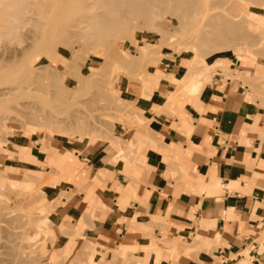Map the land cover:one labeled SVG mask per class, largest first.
I'll return each mask as SVG.
<instances>
[{"label": "rangeland", "instance_id": "374dc122", "mask_svg": "<svg viewBox=\"0 0 264 264\" xmlns=\"http://www.w3.org/2000/svg\"><path fill=\"white\" fill-rule=\"evenodd\" d=\"M174 1L153 0L156 7L151 23L164 33L135 28L127 30L125 35H109L101 43L89 37L64 39L45 29L47 23L53 24V19L46 9L40 10L42 5H53L57 21L62 9L75 11L69 16L63 15L59 21V30L71 29L81 15L86 14L82 9L93 5L88 0H29L34 6L27 11L28 21L12 31L6 21V11L11 8L3 10L0 94L8 93L7 97H0V264H109L107 255L99 254L98 260L96 242L84 239L82 221L77 224L75 235H70L82 239L81 251L66 255L69 247L64 254L60 246H56V238L68 234L57 227L54 213L64 205L63 199L70 200L86 191L76 182H71L68 189L62 188V192L48 190L47 186L54 187L63 180L62 172L51 164H41L42 168L38 169L28 167L24 162L34 158L26 146L43 153L50 146L60 154L74 147L85 149L84 154L96 147H110V153L117 156L115 163L121 160L127 165L137 163L141 152L138 139L146 132V127L135 103L124 100L127 96L124 91L133 94L142 91L145 76H149L152 67L162 65L164 59L174 65L175 58H181L185 73L178 88L190 95H195L203 83L230 80L236 87L249 86L247 96L249 93L264 96L261 75L264 71V0H208L200 5V10H213L211 13H219L217 15L234 25L235 30L225 43H216L217 32L211 34L210 29L207 34L197 32L195 23L180 28L177 15L183 11ZM117 9L125 14L123 5ZM38 29L49 37H42ZM27 47L31 49L21 55ZM5 64L9 66L4 68ZM241 71L246 72L255 85L243 78ZM252 72L256 74L253 76ZM154 77L160 79V73ZM92 186L99 189L93 202L103 205L99 198L106 185L93 181ZM87 199H90L89 192ZM199 241L196 239L190 251L178 252L179 255L199 252ZM183 242L190 244L187 239ZM159 245L172 252L166 241H160ZM129 250L121 247L125 256L118 254L111 264H116L120 258L124 264H136L137 251L127 255ZM216 260L217 264L226 261L222 256ZM240 264L251 262L245 260Z\"/></svg>", "mask_w": 264, "mask_h": 264}, {"label": "crops", "instance_id": "0c3cea01", "mask_svg": "<svg viewBox=\"0 0 264 264\" xmlns=\"http://www.w3.org/2000/svg\"><path fill=\"white\" fill-rule=\"evenodd\" d=\"M167 60L152 67L138 94L124 91L146 127L137 163H115L110 147L60 154L49 146L47 155L26 146L34 158L24 162L28 167L61 170L63 180L48 190L62 192L76 182L86 191L63 199L54 213L68 234L58 236L56 246L64 254L69 247L66 255L81 251L82 239L70 235L82 221L84 239L95 241L97 258L107 255L109 264L125 256L121 247L130 248L127 255L137 251L136 264H217L216 255L226 259L223 264H264V96H247L249 86L230 80L203 83L190 95L178 88L185 73L181 58L174 65ZM93 181L106 185L103 205L93 202L99 191L90 187ZM198 238L199 252L178 254L177 245Z\"/></svg>", "mask_w": 264, "mask_h": 264}, {"label": "bare ground", "instance_id": "6f19581e", "mask_svg": "<svg viewBox=\"0 0 264 264\" xmlns=\"http://www.w3.org/2000/svg\"><path fill=\"white\" fill-rule=\"evenodd\" d=\"M88 1L90 3L92 2L93 5H86L82 9V10H85L86 14L81 15V17L77 21V24L74 27H71V29H61V30H59V28L61 27L60 22H59L61 17L65 14H66V16H69V14H72L75 11L72 12L69 8L68 9H66V8L62 9L60 14H59L58 21H57L55 18V16L57 15L56 14L57 12H55L53 5L51 3L42 5V8L40 7L41 9L40 8L39 9L42 12H43V9H46L48 11V14H50V16H51L50 19H53V24L52 23L46 24V27H45V29H47L46 31L49 34L58 33L60 36H63L64 39H70V40L71 39H79V38L84 39V38L89 37L91 41L96 40L100 43L102 41H104L105 37L107 39V36H109V35H115V34L116 35H125L124 33L127 30L135 29V28H137L138 30H144V31L147 29L148 31H154V32H157L160 34L164 33L162 30H160L159 28H156L151 23L153 21L154 16H155V7H156L153 0H117V1H115L116 3H111V4H110V2H108L109 0H88ZM207 1L208 0H175L174 2H176V6L179 8V10L183 11V13L181 15H179V14L177 15V21L179 22V26H180V28L185 29V28H188L192 24L195 23L197 32L199 31V33H201V34H203V33L207 34V31L210 29L211 34L213 32H217L215 37H214L216 39V40H214V41H216V43L217 42L225 43L226 41L230 40L231 35L235 30L234 25H232L228 20H226V18H222V17H220V15H217L219 13H217L216 15L214 13H211L213 10H209V9L208 10H206V9L200 10V8H201L200 5H203V3L204 4L207 3ZM219 1H221V0H219ZM158 2H160V1H158ZM163 3L164 2H162L160 4H163ZM119 5H123L125 7V14H122L118 11L117 6H119ZM8 6H10L11 10L9 12L6 11V16H7L6 21L11 24L9 27V30L12 31V30L17 29L18 27H20L24 23H26L27 11L33 9L34 5H33V3H30L29 0H11L9 2H5L4 0H2V1L0 0V18H2V16H3V10L5 8H7ZM55 21H57V23ZM203 26H204V28L202 29ZM42 29H38L39 30L38 33L41 31L39 34H41L42 37H49V35L47 33H45ZM37 37H38V39H42V38H40V36H37ZM111 38H112V36H111ZM161 39L166 41L165 38H161ZM67 41H69V40H67ZM135 43H136V41H135ZM64 48H65V46H64ZM29 49H31V48L30 47L25 48L22 51L21 55H24ZM193 50H195V49H193ZM18 55H20V54H18ZM6 65L9 66V64H5V66H3V67L6 68L7 67ZM13 66H15V64ZM109 69H110V67H109ZM20 71L23 72V69H20ZM8 80L10 81V79H8ZM27 80L28 79L24 80V82H26ZM80 83H82V82H80ZM21 86H22V84L20 85L19 89H21ZM8 91H10V90H8ZM2 92H4V91H2ZM7 93L8 92L1 93L0 97H7V95H6ZM18 113H19V111H18ZM49 117H51V116H49ZM31 178H33V177H31ZM32 180H34V179H31V181ZM26 181H28V180H26ZM197 242H198V240H197ZM195 243L196 242H194V244ZM192 248H193V246L191 244H186L184 242H182L180 245H177L175 247L176 251H178L180 254L186 250L190 251L189 249H192ZM128 249L129 248H127V250ZM215 249L216 248H214L213 250H215ZM216 257H218V255H216ZM25 258H26V256H25ZM18 259H19V257H18ZM220 259H221V257H220Z\"/></svg>", "mask_w": 264, "mask_h": 264}]
</instances>
